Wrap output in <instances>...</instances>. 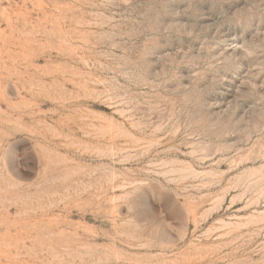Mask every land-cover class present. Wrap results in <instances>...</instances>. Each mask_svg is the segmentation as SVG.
I'll return each mask as SVG.
<instances>
[{"label": "rangeland", "instance_id": "374dc122", "mask_svg": "<svg viewBox=\"0 0 264 264\" xmlns=\"http://www.w3.org/2000/svg\"><path fill=\"white\" fill-rule=\"evenodd\" d=\"M0 264H264V0H0Z\"/></svg>", "mask_w": 264, "mask_h": 264}]
</instances>
